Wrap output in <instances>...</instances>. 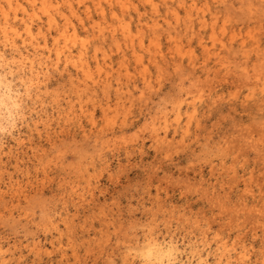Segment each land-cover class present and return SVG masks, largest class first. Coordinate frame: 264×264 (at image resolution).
<instances>
[{"label":"clouds","instance_id":"obj_1","mask_svg":"<svg viewBox=\"0 0 264 264\" xmlns=\"http://www.w3.org/2000/svg\"><path fill=\"white\" fill-rule=\"evenodd\" d=\"M0 264H264V0H0Z\"/></svg>","mask_w":264,"mask_h":264}]
</instances>
